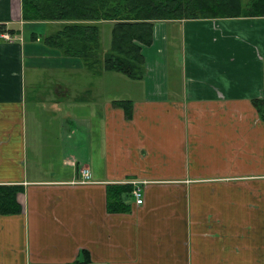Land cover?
<instances>
[{
    "label": "crops",
    "instance_id": "0c3cea01",
    "mask_svg": "<svg viewBox=\"0 0 264 264\" xmlns=\"http://www.w3.org/2000/svg\"><path fill=\"white\" fill-rule=\"evenodd\" d=\"M21 13L0 0V186L22 188L0 264H264V17L157 22L133 80Z\"/></svg>",
    "mask_w": 264,
    "mask_h": 264
},
{
    "label": "trees",
    "instance_id": "16d2710c",
    "mask_svg": "<svg viewBox=\"0 0 264 264\" xmlns=\"http://www.w3.org/2000/svg\"><path fill=\"white\" fill-rule=\"evenodd\" d=\"M20 1L24 22L60 23L58 30L42 37L43 44L59 58H76L96 73L116 72L133 80L144 77L142 46L153 43L157 22L264 17V0ZM104 22L113 25L110 48L106 52L101 41L100 23ZM19 26L7 29L0 25V35L8 33L13 37L19 34ZM253 103L264 122V96ZM116 105L131 118V101H117ZM21 191L17 186H0V214L10 216L21 211L17 200ZM112 192L115 191L110 189L107 202L109 210L115 211L121 202L120 197L111 196Z\"/></svg>",
    "mask_w": 264,
    "mask_h": 264
},
{
    "label": "rangeland",
    "instance_id": "374dc122",
    "mask_svg": "<svg viewBox=\"0 0 264 264\" xmlns=\"http://www.w3.org/2000/svg\"><path fill=\"white\" fill-rule=\"evenodd\" d=\"M247 1V0H245ZM162 22V21H161ZM101 25V40H102V49L104 52L108 51L110 48V42H111V31H112V27L113 25L111 23H100ZM155 26V25H154ZM44 29L40 28L37 29V34H39L40 36L42 35V37H44V35L46 34V28L43 27ZM29 28L28 26L26 27V33L29 32ZM6 38V37H5ZM6 40L9 41V39L6 38ZM118 74V73H117ZM119 76H124L121 74H118ZM45 76V73L42 75Z\"/></svg>",
    "mask_w": 264,
    "mask_h": 264
},
{
    "label": "built area",
    "instance_id": "2783aa9c",
    "mask_svg": "<svg viewBox=\"0 0 264 264\" xmlns=\"http://www.w3.org/2000/svg\"><path fill=\"white\" fill-rule=\"evenodd\" d=\"M2 36L6 37L9 40L12 39V37L7 33L3 34ZM81 174L83 177L82 183H88L91 180V177H90L91 174L88 168L81 169ZM133 195L136 198L135 201L137 202V204L139 205L143 204V198H142L141 190L139 188L133 190Z\"/></svg>",
    "mask_w": 264,
    "mask_h": 264
}]
</instances>
